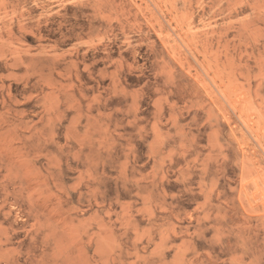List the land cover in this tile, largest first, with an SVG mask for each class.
Returning a JSON list of instances; mask_svg holds the SVG:
<instances>
[{
    "label": "rangeland",
    "instance_id": "1",
    "mask_svg": "<svg viewBox=\"0 0 264 264\" xmlns=\"http://www.w3.org/2000/svg\"><path fill=\"white\" fill-rule=\"evenodd\" d=\"M0 264H264V0H0Z\"/></svg>",
    "mask_w": 264,
    "mask_h": 264
}]
</instances>
